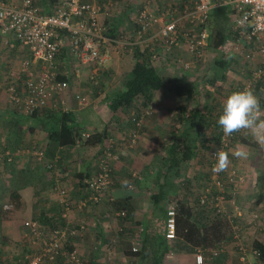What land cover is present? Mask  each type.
Segmentation results:
<instances>
[{"label": "crops", "instance_id": "0c3cea01", "mask_svg": "<svg viewBox=\"0 0 264 264\" xmlns=\"http://www.w3.org/2000/svg\"><path fill=\"white\" fill-rule=\"evenodd\" d=\"M36 1L50 9L49 0ZM88 1L101 6L110 2ZM154 1L167 6L173 3L178 7L182 0ZM221 1L209 0L213 6L208 23L213 41H209L207 50H222L225 56L214 59L205 78L194 74L200 62L184 73L193 78L194 98H180L165 89L158 90L154 98L158 107L153 116L145 117L138 127L136 143L130 137L133 127L129 120L131 115L114 113L109 108L108 96L122 86L104 87L101 81L110 74H117L126 61L132 70L134 55L112 52L108 64L96 73L95 83L89 78L94 68H87L85 71L89 74L86 72L77 77L74 59L66 48L63 49L58 61L66 69L63 78L69 79L71 84L62 98L66 106L56 110L48 108L33 117L9 101L7 87L13 80L17 81L18 75H23L18 81L22 87L29 75L35 76L39 72L40 63L33 62L30 71L23 73V60L32 55L0 31V261L4 264L8 260L16 261L19 251L15 249L21 248L20 258L23 255L29 258L39 251L42 240L31 235L25 226L27 220H37L42 227H68L60 264H198L195 260L198 249H207L203 264H260L255 241L264 244V147L257 142L251 130L236 132V141L228 150L230 165L236 166L239 178L231 187L226 186L228 195L222 215L200 201L208 189L212 194L218 193L217 187L211 185L209 155L215 146L211 137L218 134V131L212 133V129L218 128L214 123L218 119L216 112L222 114L228 95L250 85L264 111V73L259 77L254 74L263 66L260 45L248 42L242 33L235 30L231 5ZM139 4H128L122 13L103 14L101 20L116 32H131L134 29L133 12ZM215 8L221 9V15L212 17ZM218 33L225 40L216 49L214 44ZM230 41L240 45L243 55L225 51L224 46ZM247 53L251 54L250 58L246 57ZM219 61L222 65L218 64ZM165 70L158 69L164 75L173 76L172 71ZM77 93L88 94L91 104L81 107L75 98ZM99 96L101 99L97 100ZM136 102L141 104V99ZM179 105L191 111L212 113L210 116L207 114L210 128H207V139L202 141L196 137L189 158H185V138L175 149L172 148L175 141L173 129L181 123L169 116L177 112ZM57 111L73 119L80 135L87 133L103 137L97 143L87 144L86 136L79 140V135L73 145L51 148L44 125L52 121L50 113ZM261 119L264 120V114ZM185 123V129L192 127L191 121L185 120ZM190 132L196 135L192 129ZM238 149L245 155L236 156ZM103 158L110 161L112 183L99 204H90L85 185L100 171ZM171 159L176 160L177 166L166 171ZM123 180L129 182L128 186H122ZM62 189L67 190V209L59 201ZM13 190L21 196L18 207L11 200ZM110 197L113 200H109ZM176 200H183L192 210L191 221L198 226L208 227L214 220L221 221V224L217 225L216 236H210L213 240L209 242L192 244L178 239L174 244L170 243L169 251L161 261L156 258V249L165 239L168 203H176ZM5 205H12L14 209H5ZM122 211L126 214L119 215ZM9 213L12 215H7ZM133 247H137V251ZM211 249L218 250L219 255L212 256L209 253ZM74 250L80 261L72 259ZM25 264H28L26 260Z\"/></svg>", "mask_w": 264, "mask_h": 264}, {"label": "built area", "instance_id": "2783aa9c", "mask_svg": "<svg viewBox=\"0 0 264 264\" xmlns=\"http://www.w3.org/2000/svg\"><path fill=\"white\" fill-rule=\"evenodd\" d=\"M49 1L51 5L48 10L36 0H0V31L20 43L32 55L23 60L22 72L30 71L33 62L40 63L39 72H34L35 76L29 75L22 87L18 81L23 75H18L17 81L13 80L7 87L9 101L28 115L43 108L56 110L62 105L66 106L62 98L71 84L69 79L63 78L66 69L58 61L65 48L74 59L75 75L79 77L82 71L93 67L89 78L97 83L96 73L108 64L112 52L149 55L157 69H166L182 77L198 61L203 60L209 45L207 25L213 7L209 0H182L178 7L173 3L167 6L162 2L148 0L139 4L133 12L134 29L117 37L107 34L109 27L101 20V15L111 13V1L106 6L83 0ZM221 3L231 5L235 30L242 33L248 42L260 45L263 66L254 73L255 77H259L264 73V0H222ZM9 45L13 46V43ZM224 49L243 55L239 45L233 41L228 42ZM246 57L250 58L251 54L247 53ZM246 88H250V85ZM75 98L81 107L91 104L88 95L77 93ZM153 111L154 101L133 121L140 126ZM218 134L217 143L209 155L210 171L216 163L215 151L223 147L228 152L237 138L236 132L225 136L221 127ZM130 137L136 143L138 130L131 129ZM211 178V185L217 187L218 193L212 194L208 189L200 201L202 205L213 207L216 214L222 215L228 195L226 186L231 187L239 178L236 166L229 165L226 171L219 173L212 171ZM111 183L110 161L103 158L100 171L87 181V201L99 204ZM59 195L60 203L67 209V190L62 189ZM109 200H113V197ZM4 208L10 210L12 205H5ZM125 214V211L119 213ZM176 217L175 202H169L165 221V238L169 242H174L178 237ZM25 226L31 235L42 240L39 251L29 257V264H60L68 227H42L37 220H27ZM72 233L75 234V231ZM133 250L137 251V247H133ZM206 251H196V263H204ZM209 253L214 257L219 255L216 249H211ZM71 256L73 260L80 261L77 251L74 250ZM259 263L264 264L261 261Z\"/></svg>", "mask_w": 264, "mask_h": 264}, {"label": "trees", "instance_id": "16d2710c", "mask_svg": "<svg viewBox=\"0 0 264 264\" xmlns=\"http://www.w3.org/2000/svg\"><path fill=\"white\" fill-rule=\"evenodd\" d=\"M109 1L113 3L112 5L113 7L111 8L112 9L111 13L113 14L119 11L122 13L124 8L128 5L127 2L129 3V1H125V0H124L125 2H123V0H107V2ZM146 1L148 0H137V2L140 4ZM83 2H91V1L83 0ZM220 11H221L220 8H215L212 17L216 16V14L220 16L221 15ZM119 24H121V22ZM107 34L117 37L123 34L125 35L126 33L123 31L116 32L114 28L113 29L109 28ZM218 35H219L218 40L215 45L216 49L217 47L222 45L225 40L222 34L218 33ZM218 64L222 65V62L219 61ZM184 77L185 79H183L177 74H173V76L172 75L167 76L160 73L157 67L153 63H151L149 59V55L137 53L134 55V64L131 73L126 79V81L123 83V86L121 87L122 89H120L113 95L108 96L109 108L114 113H122L123 115H125V113H129V115H131L129 120L132 121L133 127H135V129L138 130L139 126L136 125V123L133 121V118L135 116H140L142 112L141 109H143V107L144 108L148 107V105L152 101H154L155 94L158 90L165 89L171 93H174L180 98L195 97L191 81L188 80L189 76L184 74ZM140 99H141V104L136 102V101H140ZM46 110H48V108L36 110L32 115L29 116L35 117L38 113ZM23 113L26 114L25 112ZM216 113H217L216 117H218L219 119L221 113L218 111ZM207 114L208 116H210L212 113L211 112L207 113L206 111H201V110L191 111L182 105L177 106V112L174 114L173 119L177 121L178 124L181 123V125L180 126L177 125L175 129H173L175 130L173 131V133L175 134L174 135L175 141L173 142L172 148L175 149L179 141L185 138L186 141L184 143V153L186 156L185 158H189V156L191 155L194 147V141L196 144V137L202 138V141L207 139V135H209L208 129H210L208 127L209 120H207L208 117ZM49 117L51 118L50 121L51 120L52 121L49 123V125L48 122L47 124L44 125V130L48 132L49 141L51 142L50 147L56 148L58 146L75 144L77 141V136H79L80 134L78 133V130L76 128L77 126H75V124L73 123V119L69 118L67 114H63L59 111L54 113L51 112ZM119 117L122 116L119 115ZM123 118H125V116ZM218 119L215 120L214 122L217 125L215 127L218 128L212 129V133L214 131L219 130L220 125L218 124ZM185 120L191 121L190 126L192 127L185 129L186 128L184 127L186 125ZM205 124H207V126ZM191 129L195 131L196 135H193L192 132H190ZM102 134L106 136L105 131H103ZM85 135H86L85 133L81 134L79 140ZM218 135L219 134L216 133L213 137H211L212 141L215 140V145L218 140ZM102 137H103L102 135L90 134L88 137H86L87 140L86 143L87 144L97 143L101 140ZM174 152L175 150L172 151V154ZM169 163L170 164L166 168V171L172 170L174 166H177L175 159H171ZM85 186H87V183ZM10 196L15 206L18 207L21 198L19 192L13 190ZM175 205L177 210L176 220H177V234H178V237L175 241L179 239V241H183V243L188 242L192 244H197V243L199 244V243H203V241L209 242L213 240V238H211L210 236L212 237L216 236L215 234L217 233L216 227L218 224H221V221L214 220L211 222V225H209L208 227L198 226L195 222L191 221V217L193 216L192 210L183 203V200H176ZM174 242H169L166 238L160 241L158 249H156L157 252L156 258L162 261L166 253L169 251L170 243L174 244ZM255 247L258 249L257 257L259 261L264 263V244L255 241ZM23 253H25V251ZM17 256L18 258L14 259L16 261L10 262L8 260L5 264H23V263L25 264V260L29 264V258H25L24 255L20 258L21 256L20 253ZM0 264H4V262L0 261Z\"/></svg>", "mask_w": 264, "mask_h": 264}, {"label": "clouds", "instance_id": "9594fccd", "mask_svg": "<svg viewBox=\"0 0 264 264\" xmlns=\"http://www.w3.org/2000/svg\"><path fill=\"white\" fill-rule=\"evenodd\" d=\"M264 111L260 108L259 98L250 88L237 90L228 95L223 105L222 114L219 116L218 124L223 129L225 136H231L234 132L244 129L251 130L257 142L264 147V120L261 119ZM236 156H243L241 150L235 152ZM216 163L212 171L219 173L226 171L231 163L229 153L223 147L218 148L215 153ZM128 181L123 180L122 186H128Z\"/></svg>", "mask_w": 264, "mask_h": 264}, {"label": "rangeland", "instance_id": "374dc122", "mask_svg": "<svg viewBox=\"0 0 264 264\" xmlns=\"http://www.w3.org/2000/svg\"><path fill=\"white\" fill-rule=\"evenodd\" d=\"M125 1H129V3L128 4H133L132 6H135V5H137V0H125ZM124 0H123V2H125ZM135 9V8H134ZM207 27H208V31H209V35H210V37H209V41L210 42H212L213 40L211 39V35H212V33H211V31H210V26H209V24L207 25ZM215 40V39H214ZM217 41V40H216ZM216 41H215V44H214V46L216 45ZM239 47H240V45H239ZM218 48V47H217ZM222 52V53H221ZM225 53L221 50V51H217V50H215V49H211V51H209V50H207V52L205 53V58L203 59V60H201V61H198V63L200 62V66H199V68H198V70H196V71H194V74L196 75V73L198 74V76L197 77H204L205 78V73L207 72V68H209L210 67V64H212V62L214 61V59H216V58H222V57H224L225 55H224ZM227 57V56H226ZM102 69V68H101ZM122 69V70H121ZM120 70H119V72H117V74L116 73H113V74H110L109 76H107V77H105L104 79H102L101 81L103 82H101L102 84H103V86L105 87V86H107V85H109L110 87H118V88H120L121 86H123V83L126 81V79L128 78V76L130 75V71H131V65H130V63H129V61H126V64H124V66L121 68ZM37 70V68L36 69H34V71H36ZM33 71V70H32ZM101 71V70H100ZM107 71V70H106ZM86 72L87 71H83L81 74L82 75H85L86 74ZM88 73V72H87ZM89 74V73H88ZM193 78H191V76H189V79L188 80H192ZM186 81V80H185ZM101 83L99 82V85H101ZM88 95V94H87ZM99 99H101L100 98V96H99V98H97V100H99ZM156 102H154V111H155V109L158 107V101H157V99L155 100ZM178 104V102L176 103V105ZM102 107H105V105L104 106H102ZM173 110H176V108L174 107V109ZM154 113V112H153ZM153 113L151 114L152 116H153ZM176 113V112H175ZM174 113V114H175ZM174 114L172 115V117L171 116H169L170 117V119H173V117H174ZM150 115V116H151ZM168 119V118H167ZM132 127V126H131ZM130 127V128H131ZM12 209H14V208H12ZM11 211H13V210H11ZM7 215H12V213L10 214H7ZM8 217H11V216H8ZM11 251L13 250V249H10ZM15 251L17 252V251H19V253L21 252V248L20 249H15ZM14 251V252H15Z\"/></svg>", "mask_w": 264, "mask_h": 264}]
</instances>
